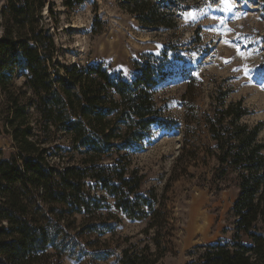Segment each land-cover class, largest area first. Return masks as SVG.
Instances as JSON below:
<instances>
[{"label": "trees", "instance_id": "16d2710c", "mask_svg": "<svg viewBox=\"0 0 264 264\" xmlns=\"http://www.w3.org/2000/svg\"><path fill=\"white\" fill-rule=\"evenodd\" d=\"M83 1L63 5L72 9ZM255 1L264 11V0ZM175 3L118 0L139 24L169 29L177 26ZM55 22L51 0H5L0 8V133L14 149L7 157L0 152V264H58L59 241L76 215L78 234L111 232L120 216L147 219L144 233L155 249L127 247L120 262L161 264L168 215L152 189L140 193L144 175L130 154L153 127L171 131L177 124L154 99L168 74L166 54L142 56L128 80L101 63L67 67L58 59ZM248 114L241 99L227 102L225 92L211 98L208 110L186 106L174 167L187 170L211 155L218 176L230 169L238 178L231 240L198 246L187 264H264L262 123L243 122ZM201 126L211 147L196 143ZM102 208L114 213L101 215Z\"/></svg>", "mask_w": 264, "mask_h": 264}, {"label": "rangeland", "instance_id": "374dc122", "mask_svg": "<svg viewBox=\"0 0 264 264\" xmlns=\"http://www.w3.org/2000/svg\"><path fill=\"white\" fill-rule=\"evenodd\" d=\"M4 1L0 0V8ZM51 3L58 59L64 66L101 63L128 80L142 56L166 54L168 74L155 88L154 99L177 124L171 131L153 127L130 154L132 166L144 175L140 193L146 195L152 189L168 215V253L161 264H187L197 258L198 246L229 242L234 233L237 173L228 169L223 177L218 176V164L211 155L187 170L174 166L186 106L208 110L211 98L220 92L226 93L227 102L243 101L249 114L242 121L261 122L258 140L264 142V11L260 4L255 0H176L177 26L169 29L139 24L119 7L118 0H84L72 9L63 0ZM189 13L196 18L186 21ZM191 78L193 90L186 94ZM22 82L23 77L17 75L15 85ZM195 138L202 146H212L203 126ZM13 150L10 138L0 133L2 155L7 157ZM107 212L114 210L99 211L101 215ZM119 218L111 232L78 234L81 218L76 215V223L59 241L61 255L56 262L121 264L127 247L139 249L148 243L155 249L151 236L144 233L147 219ZM47 251L54 252L52 248Z\"/></svg>", "mask_w": 264, "mask_h": 264}, {"label": "snow or ice", "instance_id": "6c2138e0", "mask_svg": "<svg viewBox=\"0 0 264 264\" xmlns=\"http://www.w3.org/2000/svg\"><path fill=\"white\" fill-rule=\"evenodd\" d=\"M222 3H226V0H221ZM227 10H231L230 8H228ZM189 18L191 19H195L196 16L194 13H189L185 16V20L187 21ZM227 62V61H226Z\"/></svg>", "mask_w": 264, "mask_h": 264}]
</instances>
